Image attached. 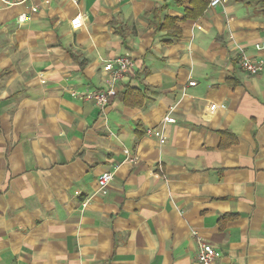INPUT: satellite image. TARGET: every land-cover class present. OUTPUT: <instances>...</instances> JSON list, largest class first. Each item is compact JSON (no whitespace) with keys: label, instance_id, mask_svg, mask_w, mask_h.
Segmentation results:
<instances>
[{"label":"crops","instance_id":"1","mask_svg":"<svg viewBox=\"0 0 264 264\" xmlns=\"http://www.w3.org/2000/svg\"><path fill=\"white\" fill-rule=\"evenodd\" d=\"M211 1L0 0V264H264V0Z\"/></svg>","mask_w":264,"mask_h":264},{"label":"built area","instance_id":"2","mask_svg":"<svg viewBox=\"0 0 264 264\" xmlns=\"http://www.w3.org/2000/svg\"><path fill=\"white\" fill-rule=\"evenodd\" d=\"M219 0H212L211 5H214ZM45 3H49V0H44ZM37 6L34 5L31 7V12H36ZM28 18L27 14H20L18 17L19 21H26ZM82 25L80 15H75L70 19V26L74 29L79 28ZM254 49L256 51L263 50L264 51V40H261L258 43L254 44ZM133 61L130 57L119 55L115 57L112 61L105 64L106 68L110 70V78L108 79L107 86L105 88L92 90L83 94L82 97L85 99L92 100L94 104L98 107L100 112H102L106 106L110 103L112 98L116 95L117 82L124 77L127 76L129 71L132 68ZM238 66L243 72H247L251 75H256L261 72L264 68V55L260 56V58L253 59L246 54H242L238 59ZM189 85L196 84L195 81H188ZM216 108L214 103L210 104L209 110L212 111ZM166 122H174V119L170 116H165L162 119ZM148 135H152L158 139L160 143L165 142L164 136L162 135L161 130L157 128H147L146 133ZM123 153L125 154V161L132 162L136 157L134 155L130 156L127 149H123ZM123 161V162H125ZM114 172L106 170L103 171L97 178V191L100 194H104L108 191V185L113 178ZM198 249L196 252L197 262L198 264H213L215 259V252L212 245L209 242H205L203 239H197Z\"/></svg>","mask_w":264,"mask_h":264},{"label":"trees","instance_id":"3","mask_svg":"<svg viewBox=\"0 0 264 264\" xmlns=\"http://www.w3.org/2000/svg\"><path fill=\"white\" fill-rule=\"evenodd\" d=\"M207 4L208 0H194V3H192L184 18H197L198 16H200V14L203 13L204 8L207 6Z\"/></svg>","mask_w":264,"mask_h":264}]
</instances>
